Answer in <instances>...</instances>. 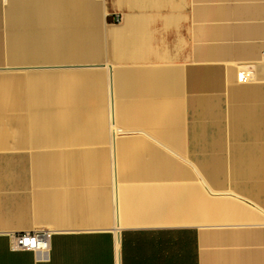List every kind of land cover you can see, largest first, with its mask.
Segmentation results:
<instances>
[{"label":"crops","instance_id":"1","mask_svg":"<svg viewBox=\"0 0 264 264\" xmlns=\"http://www.w3.org/2000/svg\"><path fill=\"white\" fill-rule=\"evenodd\" d=\"M98 11L0 0V264H264V0Z\"/></svg>","mask_w":264,"mask_h":264},{"label":"built area","instance_id":"2","mask_svg":"<svg viewBox=\"0 0 264 264\" xmlns=\"http://www.w3.org/2000/svg\"><path fill=\"white\" fill-rule=\"evenodd\" d=\"M114 23L120 21V15L114 14L112 17ZM236 78L239 82H246L253 78L251 70H240ZM51 232L46 229L36 231L16 232L10 235L11 250H27L34 253H47L50 249Z\"/></svg>","mask_w":264,"mask_h":264},{"label":"rangeland","instance_id":"3","mask_svg":"<svg viewBox=\"0 0 264 264\" xmlns=\"http://www.w3.org/2000/svg\"><path fill=\"white\" fill-rule=\"evenodd\" d=\"M88 1H92L95 5H96V8H97V21H96V27H99L100 28V13H99V8L101 6V3H102V0H88ZM113 22V21H112ZM114 23V22H113ZM98 46H102V39H99V42L96 44ZM1 73V72H0Z\"/></svg>","mask_w":264,"mask_h":264}]
</instances>
